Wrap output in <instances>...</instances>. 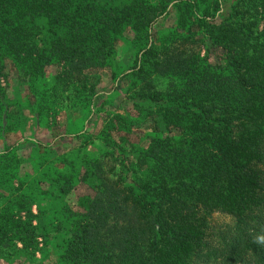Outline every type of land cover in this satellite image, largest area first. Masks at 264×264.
<instances>
[{"label": "trees", "instance_id": "1", "mask_svg": "<svg viewBox=\"0 0 264 264\" xmlns=\"http://www.w3.org/2000/svg\"><path fill=\"white\" fill-rule=\"evenodd\" d=\"M220 8V0H0V135L5 68L26 77L36 114L45 89L34 85L54 64L53 82L94 110L90 76L124 31L135 49L122 74L133 113L85 135L98 155L80 152L75 174L49 178L62 195L74 179L91 191L60 220L61 242L51 243L60 264H264V0H231L222 16ZM170 13L173 28L159 39L154 26ZM141 124L143 145L131 135ZM16 158L13 145L0 151V185L11 189L0 241L38 251ZM215 212L231 222L211 227Z\"/></svg>", "mask_w": 264, "mask_h": 264}, {"label": "rangeland", "instance_id": "2", "mask_svg": "<svg viewBox=\"0 0 264 264\" xmlns=\"http://www.w3.org/2000/svg\"><path fill=\"white\" fill-rule=\"evenodd\" d=\"M102 1L119 6L129 0ZM220 2L222 16L231 0ZM35 24L39 27L36 40L40 45H45L48 36L43 30V23L36 20ZM173 24L172 13L160 19L154 26L157 37L161 39L163 34L173 28ZM57 34H61V31L57 30ZM130 36L129 31H124L111 45L110 59L96 70L95 76H90L96 96H99L94 110L74 106V93L53 82L59 71V67L54 64L44 67V84L34 85L45 89V112L36 114L32 107L33 100L30 99L34 97L33 91L29 89L26 77L21 72L5 68L8 81L3 87H6L5 101L9 103V116L2 124L4 132L0 135V151L5 145H13L16 149L15 173L22 181L23 191L31 196L32 225L37 227V233L42 236H38L34 244L33 249L38 251L29 248L23 250L21 243L14 239L0 241V264H60L57 261V249L51 245L54 243L59 246L61 242L64 223L60 224V220L64 218L65 211L73 213L78 209L76 198L84 194L91 195V191L87 185L76 183L74 179L68 187V193L62 195L51 186L49 178L56 175V171L58 175L73 171L75 174L79 170L80 152L88 157L98 155L97 143L85 135L96 134L102 129L103 121L112 114L118 113L127 118L133 113L132 102L127 98L130 95L127 82L122 78L135 52ZM140 127L141 130L134 127L131 135L135 134V138L132 136L134 142L143 145L145 139L142 135L147 126L141 124ZM9 192L11 189L0 185V207L6 203L2 195ZM229 222V216L217 212L212 213L209 220L215 229H222ZM58 229L60 232H57Z\"/></svg>", "mask_w": 264, "mask_h": 264}]
</instances>
